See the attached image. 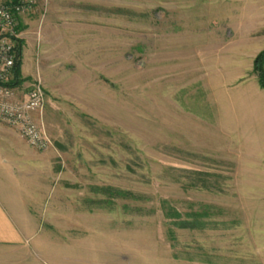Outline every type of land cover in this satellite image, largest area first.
I'll use <instances>...</instances> for the list:
<instances>
[{
  "label": "rangeland",
  "instance_id": "obj_1",
  "mask_svg": "<svg viewBox=\"0 0 264 264\" xmlns=\"http://www.w3.org/2000/svg\"><path fill=\"white\" fill-rule=\"evenodd\" d=\"M18 33L6 85L41 84L51 140L6 125L28 149V263L245 264L264 119L231 132L229 101L264 97V0H37Z\"/></svg>",
  "mask_w": 264,
  "mask_h": 264
},
{
  "label": "crops",
  "instance_id": "obj_2",
  "mask_svg": "<svg viewBox=\"0 0 264 264\" xmlns=\"http://www.w3.org/2000/svg\"><path fill=\"white\" fill-rule=\"evenodd\" d=\"M254 110L258 111V115L264 119V97L261 96L258 104H254L247 98H231L229 101V124L234 129L232 128L230 131L241 134L249 133L247 117ZM15 131L0 124V264H29L28 258L22 252L25 230L30 224L29 205L23 202L24 196L30 197V193H28L30 191L29 157L27 156L28 149L22 150L21 143L13 140L12 135H15ZM245 140L243 138L240 141L239 149L248 146ZM255 159V165L260 172L262 186H264V153ZM251 163L253 164V162ZM32 190L34 195L35 188L32 187ZM247 192L249 193V190L246 189L245 195L248 194ZM250 194L252 197H259L264 202V189L261 192L256 189ZM252 197L250 196L251 203L247 204L244 209V245L246 246L244 263L264 264V204L255 205L258 200L253 201ZM14 251L16 252L14 253ZM237 258L235 257V259Z\"/></svg>",
  "mask_w": 264,
  "mask_h": 264
},
{
  "label": "built area",
  "instance_id": "obj_3",
  "mask_svg": "<svg viewBox=\"0 0 264 264\" xmlns=\"http://www.w3.org/2000/svg\"><path fill=\"white\" fill-rule=\"evenodd\" d=\"M36 1L0 2V123L14 128L30 147L45 150L51 140L38 118L45 99L41 84L34 82L25 98L19 101L12 100L13 92L6 85L15 61L12 40L19 36L18 16Z\"/></svg>",
  "mask_w": 264,
  "mask_h": 264
},
{
  "label": "trees",
  "instance_id": "obj_4",
  "mask_svg": "<svg viewBox=\"0 0 264 264\" xmlns=\"http://www.w3.org/2000/svg\"><path fill=\"white\" fill-rule=\"evenodd\" d=\"M18 0H11L12 3L17 2ZM18 30V28H17ZM14 45L13 49H15V61L13 65V72L15 74V77L19 75V67H20V62H21V41H19L18 38L14 39ZM253 69L254 72L256 73L258 83L261 86L262 89H264V50H262L254 59L253 61ZM17 78H14V81L11 83V85L16 83ZM108 191V190H106ZM125 195H130V193H125Z\"/></svg>",
  "mask_w": 264,
  "mask_h": 264
}]
</instances>
